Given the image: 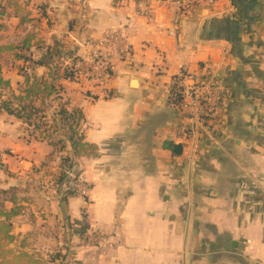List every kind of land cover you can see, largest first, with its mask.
<instances>
[{
  "label": "crops",
  "instance_id": "0c3cea01",
  "mask_svg": "<svg viewBox=\"0 0 264 264\" xmlns=\"http://www.w3.org/2000/svg\"><path fill=\"white\" fill-rule=\"evenodd\" d=\"M38 2L46 3L38 17L43 26L21 41L34 58L38 41L58 38L87 60L112 33L127 51L110 57L107 81L98 68L62 81L70 108L84 113L86 141L97 147V155L73 163L88 180L84 196L65 200L40 186L58 174L62 156L73 157L71 144L57 151L0 111V210L15 207L4 193L12 187L24 207L11 219L14 240L4 241L10 257L27 251L61 264L48 261L61 251L64 264H264V10L246 29L241 14L250 15L248 0L31 5ZM23 65L13 52H0L2 75L16 91ZM203 66L230 99L214 139L184 138L179 131L189 120L170 101L171 87L182 68L199 75ZM56 105L48 102L51 131L58 125ZM166 141L181 145L182 153L173 154Z\"/></svg>",
  "mask_w": 264,
  "mask_h": 264
},
{
  "label": "trees",
  "instance_id": "16d2710c",
  "mask_svg": "<svg viewBox=\"0 0 264 264\" xmlns=\"http://www.w3.org/2000/svg\"><path fill=\"white\" fill-rule=\"evenodd\" d=\"M137 1L140 2L141 0ZM263 4L264 0H248L250 15H248L247 11L241 14L244 20L246 19V29L249 26V22L263 18L260 14L264 10ZM36 46L39 49V54L37 58H34L32 53L27 54L30 47L27 46V41L17 45L0 44V52H13L17 59L24 62V65L19 67V73L24 77V80L19 84L18 91L14 90L10 80L2 75L0 66V111H4L21 120L25 131L30 136L48 139L57 151H63L68 141L73 149V157L62 156L61 168L70 167L77 157L97 155L96 145L89 143L85 139L82 128L84 113L81 109L70 108L69 98L66 96L65 88L62 85L63 80L78 76L76 64L83 63V59L77 54L76 48L70 46L62 39L54 38L52 44L38 41ZM30 64L43 66L46 71L40 75L29 68ZM51 100H56L57 102L56 115L58 117V125L53 131H51L52 127H49L47 120L48 102ZM181 100L180 79L176 78L175 83L171 87L170 101L176 104ZM53 133L62 134L63 137L55 139ZM164 147L173 154L182 153V146L172 141H166ZM57 176V182H61L64 177L62 169H60ZM16 192V187L4 191V193L11 194V199L16 205L9 211L0 210V215L4 216L3 219H0V264H47L39 253L20 251L17 255L10 257L11 250L5 248V240H14V236L11 234V219L24 209L21 204H18ZM72 194L74 193L71 189L67 191L68 196ZM67 195L64 198L65 200L68 197ZM64 259L65 254L61 251H56L49 255L48 261L54 262L58 260L61 264H64Z\"/></svg>",
  "mask_w": 264,
  "mask_h": 264
},
{
  "label": "built area",
  "instance_id": "2783aa9c",
  "mask_svg": "<svg viewBox=\"0 0 264 264\" xmlns=\"http://www.w3.org/2000/svg\"><path fill=\"white\" fill-rule=\"evenodd\" d=\"M77 47L82 45L79 38L73 37ZM103 48L98 45L83 63L76 64L79 76H88L94 68L100 69V76L107 81L113 75V65L110 57L114 53L127 51L119 48L120 40L115 33L110 34L103 41ZM90 69V70H88ZM176 78L180 79V93L182 100L177 105L187 115L189 125L180 129L182 137L203 140L214 139L220 131V113L224 111L227 101L230 99L229 92L216 79L210 67L203 66L200 74L190 73L182 68ZM63 180L57 182L58 176L42 180L40 186L43 190L60 193L65 198L68 190L74 194L84 196L89 191V183L81 171H76L74 165L63 167ZM68 196V195H67Z\"/></svg>",
  "mask_w": 264,
  "mask_h": 264
},
{
  "label": "rangeland",
  "instance_id": "374dc122",
  "mask_svg": "<svg viewBox=\"0 0 264 264\" xmlns=\"http://www.w3.org/2000/svg\"><path fill=\"white\" fill-rule=\"evenodd\" d=\"M45 5V2H38L35 7L31 5V0H0V42L21 43L36 31L35 28H42L41 18L38 17ZM3 57L10 63V54L6 53Z\"/></svg>",
  "mask_w": 264,
  "mask_h": 264
}]
</instances>
